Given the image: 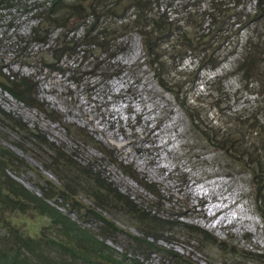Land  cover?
Masks as SVG:
<instances>
[{"label": "rangeland", "instance_id": "obj_1", "mask_svg": "<svg viewBox=\"0 0 264 264\" xmlns=\"http://www.w3.org/2000/svg\"><path fill=\"white\" fill-rule=\"evenodd\" d=\"M43 1L0 0L2 76L6 78L15 73L34 79L35 97L57 118L15 100L0 86V109L19 117L20 126L26 124L32 128L33 134L39 132L41 136L27 135L20 127L13 130L10 126L0 128L6 137L1 144L10 146L26 162L25 168L18 171L15 178L33 191H38V187L49 190L52 196L50 203L61 205L65 212L74 211L79 206L78 214L87 220V226L96 231L103 223L100 225L98 220L90 217L89 210L95 203L90 188H87L91 181L78 177L79 188L75 185V195L67 197L64 188L71 182L64 177L70 173L60 159L52 156L60 152L66 160L79 161L82 170L86 165L96 166L99 178L137 204L139 212L135 215L114 210L103 214L107 223L112 222L120 229L118 232L110 229L111 237L107 241L118 250L125 246L139 250L132 239L138 235L137 224H150L157 222L158 216H167L197 228L190 231L167 223L155 228L157 231L166 229V237L158 241L161 247L181 257L170 260L163 251L151 252L147 258L134 255L131 251L129 256L144 264H173V261L176 264H258L246 259L247 253H264V223L254 203L255 189L253 191L250 171L229 160L213 142L217 132L220 135V130L229 127L231 112L239 109V120L246 121L247 115L240 108L252 104L257 98L255 94L239 89L238 76L230 71L250 31L244 19H238V16L252 10L254 0H238L235 5L233 0H195L194 7L198 11H206L211 5L217 12L223 8L231 10L226 18L228 27H224L228 29L222 34L214 33L212 38L220 62L213 68L204 66L193 71L197 61L185 56L181 63L165 66L164 70L170 72L162 75L163 83L155 70L142 60V38L132 28L115 31L126 46L111 59L99 48L98 52L92 49L85 56H80L81 51L63 55L54 65L47 63L43 50L46 42H32L30 38L31 29L39 23L38 18L33 16L34 8ZM173 4L171 8L162 7L174 10L173 14L188 31L194 30L195 24L202 21L196 18L199 12L184 18L193 7L178 2ZM111 5L117 12L118 9L125 12L130 3ZM89 14L84 21L70 19L65 27L83 34L88 26L84 24L90 23ZM47 26L53 28L52 25ZM43 27L41 23L40 29ZM230 30L233 32L225 36ZM40 36L43 33L40 32ZM95 62H101V65H95ZM192 66V71L183 76L173 68L183 67L186 71ZM102 67H105L104 73ZM108 70H112L113 74L106 75ZM224 74L217 85L215 82V88L222 91L221 95L211 92L210 82ZM216 95L218 98H215ZM192 106L200 119L198 125L191 123L184 111ZM219 108H222L221 112ZM77 129L87 138L81 136ZM200 129L210 135L213 132L214 138H204ZM226 134L228 138L238 140L243 137L236 131ZM263 134L264 123L260 122L255 129V138L245 137L244 140L245 145L254 143L259 147L252 157L260 160L261 166L264 164V148L261 149L264 139L258 138ZM122 167L135 171L146 185L136 181ZM253 167L257 169L259 164ZM57 193L65 194L64 198L56 196ZM213 203L223 205V208L218 214L209 215L205 209L208 207V211H213ZM14 208L0 206V220L34 237L42 231L49 232L48 217L24 207ZM221 213L224 220L225 217H232L233 223L213 226L215 216ZM200 231L224 241L221 246L236 250L233 252L242 253L246 258L220 252L215 244L202 238L204 235ZM58 257L71 259L66 254Z\"/></svg>", "mask_w": 264, "mask_h": 264}, {"label": "trees", "instance_id": "obj_2", "mask_svg": "<svg viewBox=\"0 0 264 264\" xmlns=\"http://www.w3.org/2000/svg\"><path fill=\"white\" fill-rule=\"evenodd\" d=\"M173 2L193 7V9H189L188 15H184V18L195 16L194 14L199 12L196 18L202 21L195 24L194 30L188 31L187 28H184L185 26L181 25L183 22L181 23V20L173 14L174 10L168 11L162 7L165 5V7L171 8V5H174ZM233 2V5L239 3L238 0H233ZM117 3H130V6L125 12L119 11V9L117 12L111 5ZM194 4L195 0H44L34 8L33 16L38 18L39 23L31 29L30 38L32 42H46L43 49L46 62L54 65V62L61 59L63 55H74L81 51L80 56H85L86 52L90 53L92 49L98 52L99 48L106 52L108 59H111L117 52L123 51L126 46L115 31L132 28L142 38V60L152 70H155L154 72L163 83L162 75L170 72L164 70L165 66L179 64L185 56L193 57L197 61V66L187 68V72L183 67L178 69L173 67L180 76L188 74L192 68L193 71L204 66L213 68L220 62L218 52L212 45V41H214L212 38L216 33L222 34L223 30L228 29L225 30L224 27H228L226 18L227 13H231V10L223 8L217 12L211 5L206 11H198ZM88 13H90V23L84 24L88 26L83 34H79L71 27H65V23L70 19L84 21ZM102 17L103 20H101ZM105 17L107 19H104ZM238 19H244L243 22L250 28V31L247 32L241 52L233 62L230 71L238 76L239 89L253 93L257 98L252 104L240 108L247 115L246 121L239 120V109L232 111V117H229V127L225 126L224 130H220V135L216 131L217 134H215L213 142L223 150L229 160L239 167H247L250 171L253 191L255 189L254 203L264 223V164L261 166V161L252 157L259 147H256L254 143L248 145L244 143L245 137L255 138V129L260 122L264 123V0H254L252 10L242 12ZM41 23L44 24L43 30L40 29ZM93 23L94 25L89 26ZM47 25H52L53 28L50 29ZM64 29L67 30L64 32ZM40 32L43 33V36H40ZM231 32L233 31H227L225 36ZM95 65L100 66L101 62L98 64L95 62ZM104 68L102 67L101 70L103 71ZM105 74H113V71L108 70ZM225 74L210 82L211 92L214 91L215 94L221 95L222 91L218 87L215 88V82L217 85ZM33 85H35L34 79L27 75L12 73L4 78L0 71V86L8 94L29 107H37L44 113L50 114V111L45 109L35 97ZM217 95L215 98H218ZM193 109L194 106L188 107L184 111L189 121L198 125L200 119ZM221 110L222 108L218 109L219 112ZM50 116L56 118L55 115L50 114ZM249 117H253V119H249ZM2 120L8 125H4ZM20 125L19 117H14L0 109V128L10 126L13 130L20 127L23 132L32 136L30 126ZM76 131L87 138L80 129ZM200 131L203 132L204 138H214L212 131V135L205 130L200 129ZM229 131L239 132L243 137L241 140L228 138L226 133ZM33 135L41 137L39 132ZM3 138L6 137L0 130V206L24 207L26 210L37 211L39 215L49 218L50 225H47L49 232L42 231L37 237H34L30 233L15 229L10 223L0 220L2 225L0 227V264H144L143 261L129 256L128 253L131 251L134 252V255L138 254L143 258H147L151 252L163 251L171 258L170 260H176L181 256L162 248L158 242L166 237V229L157 231L155 228L167 223L170 226L190 229V231L197 229L179 219L171 220L167 216L164 218L158 216L157 222L137 224L138 235L133 236L132 239L139 250H132L126 246L120 247L118 250L113 243H107V241L111 237L110 229L117 232L120 229L112 222L107 223L103 214L108 210H114L131 216L135 212H139L134 200L121 193L116 187H112L104 179L99 178L96 166L86 165L82 170L79 161L75 163L66 160L60 152L52 155L53 158L60 159L65 170L70 173L64 177L67 182H71L64 188L67 197L72 198L75 195L76 186L79 188L78 177L91 181L87 188H90V194L95 198V203L89 210L90 217L98 220L100 225L103 223L99 229L93 231L94 229L87 226V220L82 219L78 214L79 206H76L74 211L65 212L61 209V205L50 203L52 196L49 190L38 187V191H33L15 178V174L25 168L26 162L10 146L1 144ZM258 139H264V134ZM19 147L24 151L23 147L20 145ZM263 148L264 142L261 149ZM101 151L106 152L104 149ZM254 164H259V167L254 169ZM122 168L136 181L146 185L144 180L138 178L135 171ZM258 171H260L259 175ZM56 196L63 199L65 194L57 193ZM104 207L107 209H103ZM70 213L74 216L72 217ZM201 233L205 236L202 238L215 244L220 252L224 251L225 254L246 258L242 253L233 252L236 250L225 249L224 246H221L224 241L218 240L214 236H207L204 232ZM60 254L69 255L71 259L68 261L59 258ZM173 257L175 259H172ZM246 259L264 264V253H247ZM173 264H176V261H173Z\"/></svg>", "mask_w": 264, "mask_h": 264}, {"label": "bare ground", "instance_id": "obj_3", "mask_svg": "<svg viewBox=\"0 0 264 264\" xmlns=\"http://www.w3.org/2000/svg\"><path fill=\"white\" fill-rule=\"evenodd\" d=\"M120 120V119H119ZM227 203V202H226ZM222 208H223V205H220V204H218V203H213V205H212V209H213V211L211 210V211H208V207L205 209V212L208 214L209 213V215H212V214H215V213H217L218 211H220V210H222ZM211 209V208H210ZM238 209V208H237ZM237 211V210H236ZM204 212V211H203ZM227 212V211H226ZM14 214H16V213H14ZM218 214V213H217ZM14 218V217H13ZM80 221H81V219H80ZM59 223V222H58ZM223 223V225H225V226H228V224H232L233 223V218L231 217V218H226L225 217V220H224V215L222 216V213L219 215V216H215V218H214V220H213V226H217L218 224H222ZM26 224H27V222H26ZM238 228V227H237Z\"/></svg>", "mask_w": 264, "mask_h": 264}]
</instances>
